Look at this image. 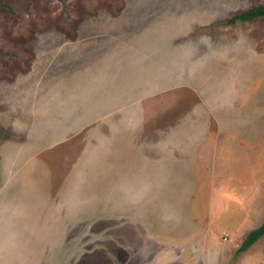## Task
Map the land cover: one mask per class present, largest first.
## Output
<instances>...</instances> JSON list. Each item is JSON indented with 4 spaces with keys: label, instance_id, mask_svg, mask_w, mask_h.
Wrapping results in <instances>:
<instances>
[{
    "label": "rangeland",
    "instance_id": "374dc122",
    "mask_svg": "<svg viewBox=\"0 0 264 264\" xmlns=\"http://www.w3.org/2000/svg\"><path fill=\"white\" fill-rule=\"evenodd\" d=\"M257 6L264 0H0V264L63 255L67 264H223L238 233L261 225L237 229L222 201L235 178L222 151L252 161L250 139L264 136V122L244 119L255 103H234L243 70L264 55V19L222 23ZM50 51L59 55L51 81L36 85L38 114L19 118L8 83ZM98 63L103 75L87 76ZM190 224L191 241L180 232Z\"/></svg>",
    "mask_w": 264,
    "mask_h": 264
},
{
    "label": "crops",
    "instance_id": "0c3cea01",
    "mask_svg": "<svg viewBox=\"0 0 264 264\" xmlns=\"http://www.w3.org/2000/svg\"><path fill=\"white\" fill-rule=\"evenodd\" d=\"M239 24H243V23H239ZM64 40H63L64 43H66L68 41H71L70 43L75 42V41H72L71 39H64ZM80 49L81 48H79L78 51L86 52L85 50H80ZM87 49H88V47H87ZM78 51H76L74 49V50H71L67 54L66 58L70 57V59L65 61V63H64L65 67H68L70 64H72L74 54L79 53ZM50 52L49 53L47 52L48 53L47 56L43 58L45 60L50 58V57L52 58L51 62H49V61L46 62L47 67H45L43 65V63H42L43 59L39 58L40 60H37L34 62L33 69H31V70L28 69V70H25L22 72L20 71V74L17 75L18 78H15L13 83H11V82L8 83L9 87L6 88V90H7L6 95H7L8 103H9V106H11L12 108H18V107L22 108V109H15L14 110L15 113L18 112L17 113L18 115H16V116H18L19 118H23V114L26 115V113L30 112V109L31 108L33 109L34 107L36 108L35 110H37V113H35V114H38L37 104H35V102L37 100H35V96H36V93H39V91H37L38 88H36V85L45 76H48V79L50 78V81H51V68H52L53 59L55 57H58V55H59L58 51H52L51 53ZM99 55L100 54H98L95 57V58H97V60H95V62L98 61L99 59L105 58L103 54L100 55V57H99ZM73 61L75 62V60H73ZM104 64H106V62ZM104 64L99 65V63H98L97 66H93V68L96 69L97 72L93 70V68L91 67L92 65L88 66L87 70H86L87 76L94 75V74L95 75H103L105 69H107V67H104ZM244 70H243V72H245V74H246L244 84H247L245 86V90H244L245 95H244L243 100H241L242 102L236 101L234 103H235L236 107L240 106V103H241V106H240L241 108H244L246 106H250V104L252 105L255 103L253 105V108H255V109L257 108V109L256 110H250V113L246 112V114L244 115L245 116L244 119L247 122L257 123L258 124L257 127H258L259 124L262 125L263 124L262 122H264V55L262 57L260 56L257 59L256 66L247 67V70L246 71H244ZM254 80H256L258 84L257 85L253 84L254 86L249 85L250 84L249 81H251V84H252ZM45 82H46V80H45ZM5 98H3V99H5ZM244 99H245V102H244ZM88 100L89 99L87 98V100L85 102H88ZM258 102L261 103L259 107H257V105H256ZM0 107H3V105L2 106L0 105ZM81 115H83V114L80 113L79 116L81 117ZM255 115L261 119H258V118L255 119L254 118ZM27 116H28V113L25 117H27ZM69 117H73V115L70 114ZM69 117H68V119H69ZM50 127L53 128V131H54V127L56 128L55 122ZM66 128H67V126L64 127V131L59 130V129H57V130H59L60 132L66 133V132H68ZM54 134H55V132H54ZM54 134L52 133L51 136H53ZM251 135L253 136L254 133L251 132ZM49 136H50V134H49ZM198 136H197V138H198ZM248 139H249V137H248ZM243 145H240V146H243ZM250 147H252V149H249ZM4 149H5V147H4ZM4 149L3 150L1 149L0 157L3 156ZM243 150H245V148ZM252 150L254 152H252ZM246 151H247L246 153L248 155L255 156L256 159L254 157V159L252 161H250V159H246V158L242 157L246 154H244L243 152H239V150H230L227 152L222 151V154L225 153L227 156V159L225 160L226 169L230 171L231 176L235 177L234 179H232V181L227 182L226 185L224 186V198L222 201L226 206V209H227L226 213H229V219H233V218L238 219V222L234 223L235 226H238L237 229L242 225L243 222L245 223V220H247V219L248 220H251V219L261 220L260 221L261 225L259 227H261L264 224V136L262 139H258L257 142H256V140L253 141L251 138L250 142H249V146L247 147ZM175 152L177 154L181 155V152H179V150H175ZM217 153L218 152H216L215 154H217ZM199 159H200V157H199ZM11 161H10V164H11ZM9 166H11V165H9ZM78 169H80V168H78ZM152 170H153V168H152ZM100 171L101 170H98L99 174H100ZM101 182H102L101 180H97L95 183L91 182V183H93V184H91V186H92V188H90L91 191L89 193L88 192L89 189L86 190L85 195L89 193L90 195L93 196V192L95 195L97 189H94V187H96V185H97L98 190H100L101 189V184H100ZM78 183H80V182L78 181ZM97 199L99 201V198H97ZM212 199H214V196H212L211 200ZM245 203H247L248 207L250 208V212H248V213H246L244 211L243 206L245 205ZM259 204H261V205H259ZM259 227H257V228H259ZM194 229H195V225L190 224L186 228L182 229V231H180V232L184 233V235H185L184 238L188 237V239L191 241V240H194V237L190 234V232L193 231ZM64 231L65 230H63V232ZM251 231H253V230L246 229L245 233H241V234L238 233V238H239L238 242L228 252H225L228 254V256L222 259L223 264H264V237H262L248 251L237 255L238 249L240 248L243 241L246 239L247 235ZM63 232H62V234H63ZM60 236L61 235H59V238H60ZM161 237L163 238V235ZM225 240H226V238H224V241ZM62 241H64V240H62ZM160 242H161V240H160ZM65 247L66 246H64V243L59 242L58 250L60 252L65 251V249H66ZM152 248H151V250H152ZM148 249H149V242H148ZM192 250H194V243L192 245H190L189 247L184 248L186 255L188 254L186 256L187 258H189L190 252ZM220 250H222V249H220ZM220 250H216V252L217 251L219 252ZM148 252H149V250H148ZM62 259L63 260L61 261V264H67L66 263L67 261L64 258V255H63ZM155 261H159V259L155 260ZM206 262H207V260L205 258H201L199 261H197L198 264H206Z\"/></svg>",
    "mask_w": 264,
    "mask_h": 264
},
{
    "label": "trees",
    "instance_id": "16d2710c",
    "mask_svg": "<svg viewBox=\"0 0 264 264\" xmlns=\"http://www.w3.org/2000/svg\"><path fill=\"white\" fill-rule=\"evenodd\" d=\"M258 19H264V6H257L248 11L236 14L222 24L227 26H235L239 23H250ZM262 237H264V224L261 227L251 231L247 235L246 239L238 249L237 255L248 251Z\"/></svg>",
    "mask_w": 264,
    "mask_h": 264
}]
</instances>
